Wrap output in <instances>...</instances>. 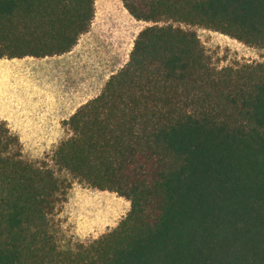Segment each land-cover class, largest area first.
Returning a JSON list of instances; mask_svg holds the SVG:
<instances>
[{
	"label": "trees",
	"instance_id": "obj_1",
	"mask_svg": "<svg viewBox=\"0 0 264 264\" xmlns=\"http://www.w3.org/2000/svg\"><path fill=\"white\" fill-rule=\"evenodd\" d=\"M151 22L64 125L54 163L130 202L111 231L59 245L69 184L21 158L0 120V264H264V63L213 67L193 30L264 48V0H120ZM94 0H0V59L71 51Z\"/></svg>",
	"mask_w": 264,
	"mask_h": 264
},
{
	"label": "rangeland",
	"instance_id": "obj_2",
	"mask_svg": "<svg viewBox=\"0 0 264 264\" xmlns=\"http://www.w3.org/2000/svg\"><path fill=\"white\" fill-rule=\"evenodd\" d=\"M93 7L88 31L69 53L44 60L0 59V117L18 138L21 158L69 184L66 199L53 216L58 243L65 248L87 244L114 229L128 213L130 202L114 192L92 188L55 165L57 147L70 136L59 119L94 98L128 60L137 34L153 25L134 19L120 0H94ZM157 24L193 30L217 69L264 63L262 47L203 27L171 21Z\"/></svg>",
	"mask_w": 264,
	"mask_h": 264
},
{
	"label": "crops",
	"instance_id": "obj_3",
	"mask_svg": "<svg viewBox=\"0 0 264 264\" xmlns=\"http://www.w3.org/2000/svg\"><path fill=\"white\" fill-rule=\"evenodd\" d=\"M69 53V52H68ZM66 54V53H65ZM64 54L62 55H59V56H52V57H45V58H32V57H24V58H21V59H10V60H23V59H33V60H44V59H48V58H53V57H61L63 56ZM2 59V58H1ZM7 59V58H6ZM80 106V104H78L77 106H75L67 115L63 116L61 119H59L62 124L64 125V122L67 121L69 119V117L77 110V108ZM0 120H3L5 121L6 119L5 118H2L0 117ZM60 127V124L58 123V125Z\"/></svg>",
	"mask_w": 264,
	"mask_h": 264
},
{
	"label": "bare ground",
	"instance_id": "obj_4",
	"mask_svg": "<svg viewBox=\"0 0 264 264\" xmlns=\"http://www.w3.org/2000/svg\"><path fill=\"white\" fill-rule=\"evenodd\" d=\"M95 205V204H94ZM92 208V207H91ZM98 218V217H97ZM103 222V221H102Z\"/></svg>",
	"mask_w": 264,
	"mask_h": 264
}]
</instances>
